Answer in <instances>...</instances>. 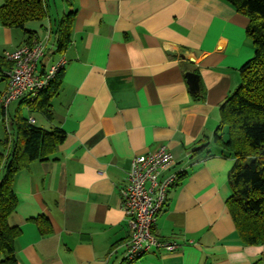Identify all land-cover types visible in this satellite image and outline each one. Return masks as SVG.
<instances>
[{"label": "crops", "instance_id": "crops-1", "mask_svg": "<svg viewBox=\"0 0 264 264\" xmlns=\"http://www.w3.org/2000/svg\"><path fill=\"white\" fill-rule=\"evenodd\" d=\"M65 1L75 13L63 51L54 30L65 14H47L23 29L0 21V59L26 44L30 33L46 42L40 71L65 61L48 98L50 117L21 99L0 106V139L14 138L17 112L43 129L65 132L51 158L30 162L14 178L18 201L9 223L21 229L17 264H264V243L244 244L226 205L236 158L211 143L219 106L254 53L248 17L225 0ZM187 71L198 74L195 92ZM6 87L0 75V95ZM205 140L208 146L193 154ZM161 145L174 162L160 179L185 177L167 189L152 232L179 247L128 261L120 188L132 157Z\"/></svg>", "mask_w": 264, "mask_h": 264}, {"label": "trees", "instance_id": "trees-1", "mask_svg": "<svg viewBox=\"0 0 264 264\" xmlns=\"http://www.w3.org/2000/svg\"><path fill=\"white\" fill-rule=\"evenodd\" d=\"M2 1L0 21L7 27L23 29L26 22L42 20L47 15L45 0ZM225 1L248 17L246 31L254 53L239 69V84L219 106V125L214 130L211 143L221 155L236 158L229 177L231 194L226 205L241 241L257 245L264 243V0ZM74 13L68 12L56 24L54 33L58 51H63L70 42ZM28 34L27 44L32 39ZM2 63L7 68L11 65L5 58L0 59ZM62 72L60 69L48 88L35 99L21 100L30 109L40 110L50 117L48 98L56 93ZM39 96L42 97L38 99ZM12 124L15 127L14 138L0 139V264H17L14 241L21 229L9 223L18 201L13 188L16 174L32 161L51 158L65 138L62 129H43L20 112L15 114ZM208 144L205 140L192 153L197 154ZM184 177L185 173H180L176 181L179 183ZM35 220L42 234L49 232L44 220Z\"/></svg>", "mask_w": 264, "mask_h": 264}, {"label": "built area", "instance_id": "built-area-1", "mask_svg": "<svg viewBox=\"0 0 264 264\" xmlns=\"http://www.w3.org/2000/svg\"><path fill=\"white\" fill-rule=\"evenodd\" d=\"M45 39L34 37L13 50L5 51L4 58L10 67L0 75L7 80L6 90L0 95V106L6 108L16 99H35L48 88L54 75L64 68L65 61L58 60L47 70L40 71L38 63L44 55ZM33 123V119H29ZM173 156L165 145L152 152L132 157L126 182L120 188L121 207L129 226V237L124 242V259L135 260L150 250L173 252L179 244L172 239H161L152 227L164 203L167 189L176 180L171 174L160 175L173 164Z\"/></svg>", "mask_w": 264, "mask_h": 264}, {"label": "rangeland", "instance_id": "rangeland-1", "mask_svg": "<svg viewBox=\"0 0 264 264\" xmlns=\"http://www.w3.org/2000/svg\"><path fill=\"white\" fill-rule=\"evenodd\" d=\"M45 2L47 6V14H49L51 18L56 19L57 17L58 19H61L63 14H66L70 10V8H67L68 3L65 0H45ZM23 112L26 114L25 109H23ZM35 116L41 117V114L35 112Z\"/></svg>", "mask_w": 264, "mask_h": 264}, {"label": "water", "instance_id": "water-1", "mask_svg": "<svg viewBox=\"0 0 264 264\" xmlns=\"http://www.w3.org/2000/svg\"><path fill=\"white\" fill-rule=\"evenodd\" d=\"M186 81L190 92H195L199 89L198 74L193 71L185 72Z\"/></svg>", "mask_w": 264, "mask_h": 264}]
</instances>
